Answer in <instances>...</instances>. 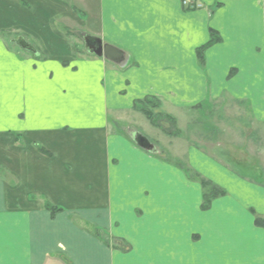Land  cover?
Wrapping results in <instances>:
<instances>
[{
	"label": "crops",
	"instance_id": "crops-1",
	"mask_svg": "<svg viewBox=\"0 0 264 264\" xmlns=\"http://www.w3.org/2000/svg\"><path fill=\"white\" fill-rule=\"evenodd\" d=\"M184 1L0 0V264H264L261 173L123 124L243 102L264 138V0ZM180 165L224 195L201 209Z\"/></svg>",
	"mask_w": 264,
	"mask_h": 264
},
{
	"label": "rangeland",
	"instance_id": "rangeland-1",
	"mask_svg": "<svg viewBox=\"0 0 264 264\" xmlns=\"http://www.w3.org/2000/svg\"><path fill=\"white\" fill-rule=\"evenodd\" d=\"M157 101L150 104L151 107L141 106L140 103L134 104L138 112L143 107V110L153 114L151 116L153 125L151 126L155 127L157 132H150L148 129L144 131L140 128L142 121L147 122L146 118L142 117L143 115L140 112L143 120L140 118L139 123L131 119H125L123 123L124 125L126 123L130 126L135 125L134 127H137L136 132L140 133H138L139 136L147 139L150 144H154L156 153L160 154L158 142L166 143L168 139L170 142L176 140L173 148L175 154L173 153V155L179 158L183 157L182 155L184 153L186 154L187 148L190 149L197 146L198 148H203L202 146L204 145L205 148L202 151L205 154L215 155L221 148V150L225 151L221 153L223 155L221 157L231 159L232 155L227 151L229 149L231 153L233 151V154L240 163V166H232L234 173L242 176L249 175L252 178L255 177V173H261L264 182V138H260L262 136L261 128L256 125L254 119L247 113L248 111L246 112V108L243 107V102L242 104L221 102L220 104H215V106L204 103L202 107L198 106L195 109L194 107H188L183 110L175 109L171 111L172 113L170 115L167 112L168 108L165 109V102L160 103L159 100ZM157 103L159 105L158 108L156 107ZM199 110L205 111L206 114H203L202 111L199 112ZM138 119V116H136L135 120L137 121ZM156 133L158 136H156ZM160 133L165 135L164 140L162 136L160 138ZM184 158H186V155H184ZM178 169L174 170L175 176L179 178L185 177L188 183H190V187L193 186L196 191L201 190V195L210 192L211 187H198L201 186L202 182L208 181H205L201 176L197 175L195 171L191 170L190 166L182 165ZM209 184L214 186L212 183ZM208 206L202 200L200 208H208Z\"/></svg>",
	"mask_w": 264,
	"mask_h": 264
},
{
	"label": "trees",
	"instance_id": "trees-1",
	"mask_svg": "<svg viewBox=\"0 0 264 264\" xmlns=\"http://www.w3.org/2000/svg\"><path fill=\"white\" fill-rule=\"evenodd\" d=\"M213 42H216V40H215V36H214V33H212V35H211V41L209 42V44H212ZM155 102H158L156 99H145V100H143V101H139V102H137V103H140V105L142 106H147V107H151L150 106V104H152V103H155ZM157 106V108H158V103L156 104ZM155 107V108H156ZM145 118H146V120L151 124V125H153V121L151 120V116H153V114L151 113V112H146L145 110H143V107H141V110L139 111ZM201 187H211V190H210V192L209 193H207V194H204L203 195V201L207 204V205H210V202L213 200V199H215V198H218L219 196H223L224 195V192L222 191V190H220V189H218L217 187H215V186H212L211 184H209L208 182H202L201 183ZM48 210H51L52 211V213H55L56 211H58V210H56V209H51V208H49ZM258 223L260 222V221H257ZM263 224H264V222H263Z\"/></svg>",
	"mask_w": 264,
	"mask_h": 264
},
{
	"label": "water",
	"instance_id": "water-1",
	"mask_svg": "<svg viewBox=\"0 0 264 264\" xmlns=\"http://www.w3.org/2000/svg\"><path fill=\"white\" fill-rule=\"evenodd\" d=\"M84 40L83 42L85 43L84 48H86V50L88 51V53L94 54L98 57L102 56V48L101 46V42L99 40L92 39L89 37H85L83 36ZM25 48L29 49V47L27 45H25ZM136 144L146 150H151L152 146L151 144L147 141V139L142 138L141 136H138L136 139Z\"/></svg>",
	"mask_w": 264,
	"mask_h": 264
},
{
	"label": "built area",
	"instance_id": "built-area-1",
	"mask_svg": "<svg viewBox=\"0 0 264 264\" xmlns=\"http://www.w3.org/2000/svg\"><path fill=\"white\" fill-rule=\"evenodd\" d=\"M183 5H184L185 7L190 6L191 9H192V8H198L196 5H192L191 2L188 1V0H185L184 3H183Z\"/></svg>",
	"mask_w": 264,
	"mask_h": 264
}]
</instances>
